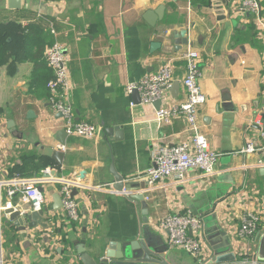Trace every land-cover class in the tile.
Here are the masks:
<instances>
[{"label":"crops","instance_id":"1","mask_svg":"<svg viewBox=\"0 0 264 264\" xmlns=\"http://www.w3.org/2000/svg\"><path fill=\"white\" fill-rule=\"evenodd\" d=\"M8 2L0 0V181L40 177L46 168L57 177L43 189L47 228L20 231L1 216L2 264H81L79 244L98 261L108 242L135 239L161 249L169 264H197L200 259L168 245L160 223L171 214L201 218L202 237L212 236L219 249L231 243L238 263L249 264L264 237V150L241 151L262 145L264 39L256 19L237 12L239 0H21L18 8ZM160 7L162 19L148 25L146 12ZM55 42L66 50L74 118L98 130L92 139L67 135L63 151L56 139L64 124L49 104L46 80L52 73L43 58ZM152 44L158 48L151 50ZM187 44L199 55L198 84L206 98L198 130L219 156L210 177L191 170L182 183L167 179L149 187L142 174L152 166L153 148L187 142L190 131L182 116L157 122L155 107L134 101L125 86L170 64L179 88L169 90L162 106L181 104ZM108 128L116 129L113 135L105 133ZM40 146L63 152L62 166L41 156ZM113 171L133 184L126 196L112 189ZM61 181L77 190L78 222L63 209L52 211ZM134 194L147 204L146 224L130 199ZM1 196L4 202L5 188ZM19 198L12 205L28 213ZM246 213L259 218L250 239L237 235ZM211 255L206 247L203 259Z\"/></svg>","mask_w":264,"mask_h":264},{"label":"built area","instance_id":"2","mask_svg":"<svg viewBox=\"0 0 264 264\" xmlns=\"http://www.w3.org/2000/svg\"><path fill=\"white\" fill-rule=\"evenodd\" d=\"M37 3H45L48 0H30ZM239 13L253 16L260 28L264 39V21L261 13L260 0H239L236 5ZM46 67L51 71L52 77L47 82L50 91L49 104L51 109L60 115L67 135L92 139L96 136L97 128L89 123L78 122L74 118L73 108L70 102L72 90L71 78L67 66V55L65 47L57 42L47 46L43 53ZM181 59L185 63V76L182 81L185 100L173 107L165 108L164 103L169 97V90L173 84L171 65L166 64L154 74L143 77L138 82L128 83L125 93L131 95L134 91L139 94V103L144 106H153L157 101L160 106L155 110L157 122L169 123L171 119L182 116L186 122L190 137L187 142L176 145L156 146L152 150V166L143 174L149 187L156 186L164 180L172 179L175 182H183L188 171H199L202 176L210 177L214 174L218 154L212 151L207 140L199 133L197 126L198 110L206 102L198 80L199 55L187 44ZM130 106L134 104L131 102ZM262 145L256 147L252 143L246 145L242 154H252L258 150H264V128L260 132ZM63 151V146H58ZM49 175L47 178L42 175ZM51 169L46 168L40 177L25 178L15 176L0 181V219L3 212L14 209L11 200L19 195V202L27 205L28 213L44 211L46 195L40 191L47 184L53 183ZM125 181V180H124ZM127 181V180H126ZM129 182V181H128ZM59 195L61 196L63 211L66 218L71 222L79 221L78 205L71 196L73 186L68 181L60 182ZM5 188V201L3 202L1 190ZM6 217L5 215H3ZM2 216V217H3ZM259 218L252 213H246L240 219L237 235L240 238L250 239L258 231ZM160 227L167 233V242L170 247L181 248L196 259H203L204 241L202 237V219L191 214H171L166 216L160 223ZM1 233V224H0ZM0 237V264L3 262ZM248 260H241L240 264H247Z\"/></svg>","mask_w":264,"mask_h":264},{"label":"water","instance_id":"3","mask_svg":"<svg viewBox=\"0 0 264 264\" xmlns=\"http://www.w3.org/2000/svg\"><path fill=\"white\" fill-rule=\"evenodd\" d=\"M175 1V0H173ZM230 0H222V4H226ZM9 6L11 8H18L21 0H9ZM216 9V7H215ZM163 7H160L157 11H148L145 14L144 20L150 26H154L158 20L162 19ZM183 34V33H182ZM185 34V32H184ZM182 44H186V38L183 39ZM158 48V44H152L151 50H155ZM179 84L174 82L170 92L173 94L178 91ZM132 97L134 101H138L139 103V94L134 91L132 93ZM157 110L160 106V102L157 101L153 105ZM29 116L31 114H28ZM8 128L12 127V122L8 123ZM116 129L108 128L105 129V133L109 136L113 135ZM67 134L64 130H61L57 133V139L59 145H65V139ZM38 153L53 161V163L57 166H62L64 153L61 151H57L52 147H44L40 146ZM260 174L264 175V169L260 170ZM51 176L57 177L56 172L53 170L50 174ZM49 175L43 174L42 177L47 178ZM113 183L112 189L116 193H120L123 196H126L127 192L129 193L133 189V184L127 183L124 181V178L117 175L113 171ZM81 177V176H80ZM142 187V186H141ZM40 191L43 192V189L40 188ZM126 192V193H125ZM77 195V190L75 188L72 189L71 196L74 197ZM130 199L136 201L140 207V215L141 222L147 223V214L148 207L146 202L144 201L143 195H130ZM63 209V204L61 200V196L58 193L52 195V211L57 212ZM43 210L38 212H22L19 210L8 209L3 212L6 219L12 222L13 226L19 229L20 231L31 230L36 227L47 228V224L43 223ZM203 241L209 249L212 251L211 256H207L205 259L199 260L197 264H239L234 254L232 253V244L227 243L223 247L219 249L216 245V241H214L212 236H205L203 234ZM261 246L260 251L256 254L249 264H263L264 255H263V246H264V237L260 240ZM76 253L79 255V260L81 264H169L165 259L164 252L157 248L151 247L143 240L135 239L129 242H116L110 241L108 242L105 251L103 252L100 259L94 260L86 251L83 244H79L76 246ZM263 261V262H262Z\"/></svg>","mask_w":264,"mask_h":264},{"label":"trees","instance_id":"4","mask_svg":"<svg viewBox=\"0 0 264 264\" xmlns=\"http://www.w3.org/2000/svg\"><path fill=\"white\" fill-rule=\"evenodd\" d=\"M51 78V77H50ZM49 81V78L46 80V83ZM46 92H47V94H49V91H48V89L46 88ZM47 94H46V96H47Z\"/></svg>","mask_w":264,"mask_h":264},{"label":"rangeland","instance_id":"5","mask_svg":"<svg viewBox=\"0 0 264 264\" xmlns=\"http://www.w3.org/2000/svg\"><path fill=\"white\" fill-rule=\"evenodd\" d=\"M53 253H54V256H55V252H53ZM54 256H53V257H54Z\"/></svg>","mask_w":264,"mask_h":264}]
</instances>
